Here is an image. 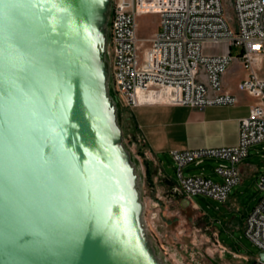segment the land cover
Wrapping results in <instances>:
<instances>
[{"label":"water","instance_id":"95a60500","mask_svg":"<svg viewBox=\"0 0 264 264\" xmlns=\"http://www.w3.org/2000/svg\"><path fill=\"white\" fill-rule=\"evenodd\" d=\"M112 4L0 0V264H162L108 88Z\"/></svg>","mask_w":264,"mask_h":264},{"label":"built area","instance_id":"2783aa9c","mask_svg":"<svg viewBox=\"0 0 264 264\" xmlns=\"http://www.w3.org/2000/svg\"><path fill=\"white\" fill-rule=\"evenodd\" d=\"M231 1L235 27L229 23L223 0H113L112 4V78L128 107L233 105L238 99L224 90L221 76L235 60L247 70L238 88L255 102L239 122L237 144L170 153L181 189L190 200L200 194L227 201L232 188L241 182L238 164L250 147L264 144V0ZM145 13L160 17L161 31L150 38H140L137 32V18ZM205 43L236 46L240 52L206 55ZM205 158L223 161L215 168L221 182L184 175L187 165L200 164ZM258 186L263 195L246 217L244 233L264 251V175Z\"/></svg>","mask_w":264,"mask_h":264},{"label":"rangeland","instance_id":"374dc122","mask_svg":"<svg viewBox=\"0 0 264 264\" xmlns=\"http://www.w3.org/2000/svg\"><path fill=\"white\" fill-rule=\"evenodd\" d=\"M223 1L229 23L235 27L233 3L231 0ZM158 31H161L158 14L145 13L137 18L140 38H150ZM222 49V43L203 45V53L206 55L217 54ZM239 52V47H232L233 56ZM107 57L110 75L108 88L118 107L122 144L131 155L137 174L141 218L146 237L156 257L162 264H252L251 257L256 258L261 250L245 235L243 220L244 214L250 212L256 205V200L263 195L258 184L246 181L235 186L224 202L200 194L194 195L193 202L207 215L210 222L190 202H185L182 195L173 193V187H164L137 132L130 124H124L120 120L122 102L112 78L109 40ZM262 66L264 69V63ZM251 160L262 167L264 173V144L251 152ZM222 162L220 159L208 158L201 166L190 164L184 169V175L207 176L214 181H222L214 170ZM163 169L171 179L178 180L176 167L170 160H164ZM228 223H231L232 233L225 231ZM214 228L219 231L221 241L227 248L218 241Z\"/></svg>","mask_w":264,"mask_h":264},{"label":"crops","instance_id":"0c3cea01","mask_svg":"<svg viewBox=\"0 0 264 264\" xmlns=\"http://www.w3.org/2000/svg\"><path fill=\"white\" fill-rule=\"evenodd\" d=\"M222 44L223 49L217 54L228 52L232 54V48L229 49L226 44ZM246 75L247 70L239 61L235 60L221 76L224 90L235 95L238 99L237 103L233 105L177 106L157 103L131 108L121 101L120 120L124 124H130V127L137 132L148 158L157 169L164 187H173V193L182 195L185 202H190L208 221L207 215L193 202V198L190 200L185 196L179 181L171 179L165 173L163 163L164 160H170L175 165L170 154L171 151L229 147L237 144L239 122L249 115L255 102V99L249 93L238 88V84ZM259 145L250 147L248 155L238 164L241 175L239 184L246 181L258 184L260 176L264 175L262 167L251 160V152L257 150ZM207 159L205 158L200 164L194 165L201 166ZM189 165L185 168H188ZM188 177H192V175L189 174ZM259 200H256L257 203ZM250 212L244 214L243 229L245 219ZM225 231L232 233L231 223L225 226ZM216 233L218 241L226 247L221 241L219 231L216 230ZM236 254L242 255L240 253ZM251 258L254 259V257Z\"/></svg>","mask_w":264,"mask_h":264},{"label":"flooded vegetation","instance_id":"af4514ba","mask_svg":"<svg viewBox=\"0 0 264 264\" xmlns=\"http://www.w3.org/2000/svg\"><path fill=\"white\" fill-rule=\"evenodd\" d=\"M256 259H257V258H254V259H253V261H252L253 263H252V264H259V263H256Z\"/></svg>","mask_w":264,"mask_h":264},{"label":"snow or ice","instance_id":"6c2138e0","mask_svg":"<svg viewBox=\"0 0 264 264\" xmlns=\"http://www.w3.org/2000/svg\"><path fill=\"white\" fill-rule=\"evenodd\" d=\"M15 7V5H9V8L11 9V8H14Z\"/></svg>","mask_w":264,"mask_h":264},{"label":"trees","instance_id":"16d2710c","mask_svg":"<svg viewBox=\"0 0 264 264\" xmlns=\"http://www.w3.org/2000/svg\"><path fill=\"white\" fill-rule=\"evenodd\" d=\"M109 23H110V21H109ZM109 25V24H108Z\"/></svg>","mask_w":264,"mask_h":264}]
</instances>
